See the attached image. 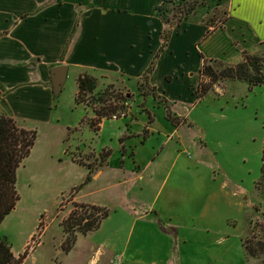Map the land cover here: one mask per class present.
<instances>
[{"label":"rangeland","instance_id":"obj_1","mask_svg":"<svg viewBox=\"0 0 264 264\" xmlns=\"http://www.w3.org/2000/svg\"><path fill=\"white\" fill-rule=\"evenodd\" d=\"M108 1H117L119 4L118 0ZM123 1L121 5L127 6L128 0ZM172 1L176 3L179 0ZM165 7L164 5L157 14L159 20V14ZM212 14L209 21L211 19L213 22L218 21L214 23V27L222 21L224 14L222 10H214ZM222 44L223 48L227 47L224 45L227 44L225 36H222ZM255 56L264 60V53ZM223 64L207 62V65L215 70H220L219 65H226ZM117 76V73L109 75L108 81L104 77L94 78L95 89L92 94L80 98L81 103L78 106L73 102L75 80L73 74L68 72L60 92L53 96L51 115L33 114L31 118L24 119L25 128L35 131V140L28 156L15 171L14 187L18 200L0 222V239L6 240L11 254L15 258L24 254L21 264H117L120 253L110 257L104 252L102 245L107 242L112 247L113 245L119 247L112 241L115 235L113 230L125 226V222L119 221L120 217L117 214L121 208L120 204L125 203L127 196L128 199L129 197L140 199L136 202L138 206L135 205L134 208L136 213L153 208L164 217H172L175 226L195 228L197 224L194 217L203 209L200 198L204 199V195L209 192L210 199L204 209L211 205L223 214L221 220L218 219L219 213L216 210L217 215L211 218L213 221L210 222L212 232L210 234L213 240L208 238L210 242H205L201 248L197 243L185 245L187 250L192 249L189 252L191 258L196 259L195 254L204 252L206 245L208 247L205 252L207 256H211L212 264H258V259H251L245 255L242 243L251 236L264 238V200L256 187L260 178V151L264 132L262 128L264 87L255 86L248 90L242 82L222 80L214 84L202 98L197 99L195 98V87L199 81L197 73L196 83L191 87L195 102L185 117L190 130L183 128L179 131L183 148L177 149V153L174 152L179 154L185 150L187 153H182L175 161L173 159L175 155L172 154L175 143L174 139H171L164 144L162 148L164 151L157 157L161 167L158 163L159 167L152 163L140 173L141 178L136 175L134 184L113 187L114 178L89 182L101 167L106 149H103L98 157L89 150L82 153L76 149H68L69 155L82 166L89 167L85 178L83 169L70 163L63 156L64 147L61 139L66 125L76 129L80 126L77 131L69 132L74 139H69L68 144L77 146L79 150L90 148L95 152L106 146L112 151V155L119 149L118 138L126 134L123 120L128 119V123H133L129 107L135 113L138 122L139 115L143 122L147 117V125L151 123L153 117L159 123L162 117L167 121L166 113L174 121L172 126L186 125V121L174 116L166 103H162V99L143 81L139 80L135 89V80L125 79L126 89L123 85L113 82ZM108 104L114 111L98 120V123L106 121L103 123L102 132L95 136L86 128L88 120L95 118L91 108L98 111L100 107ZM137 110L140 111L139 115ZM111 115L116 117L117 122L108 121ZM16 123L21 126L19 122ZM132 129L140 132L141 127L134 123ZM131 141L133 140L130 139L128 144H131ZM135 148L142 160L141 155L147 151L137 146ZM150 151L149 149L148 152ZM198 151L207 155L212 160V165L206 159L201 160ZM59 159L62 161L58 162ZM113 162L114 159L109 160V167ZM129 164L127 162L128 166ZM188 167L189 170L186 169ZM166 173H170L169 177L167 181L165 180L161 192H158ZM127 176L131 175L127 173ZM84 179L87 180L83 184ZM220 182L224 191L234 197H229V201L234 200L240 208L230 205L227 211L221 210L220 203L217 202ZM138 184L145 186L142 194L136 188ZM77 190L83 201L104 207L108 211V217L97 231L85 235L74 234L70 250L63 252L62 246L66 243L60 222L72 210V204L77 203L73 199ZM209 201H212V204ZM183 211L187 213L193 211L195 214L186 217ZM225 216L227 221H224ZM195 230L199 231L197 228ZM216 240L226 245L219 247L215 245ZM69 241L70 239L67 240V244H70ZM141 244L143 251L160 244L162 246L159 247V252H163L170 245L172 251L168 264H177L179 245L173 238L165 241L149 235L142 238Z\"/></svg>","mask_w":264,"mask_h":264},{"label":"crops","instance_id":"obj_2","mask_svg":"<svg viewBox=\"0 0 264 264\" xmlns=\"http://www.w3.org/2000/svg\"><path fill=\"white\" fill-rule=\"evenodd\" d=\"M197 1L199 4L192 13L169 30L166 47L154 61L151 73L142 80L162 99V103H166L174 116L185 121L188 109L195 102L191 87L196 83L197 72L203 62L214 61L232 66L241 62L242 53H264V0ZM123 2L118 0L117 4V1L108 0H0V114L19 122L26 130L32 129L25 128V118L29 119L33 114L51 115L53 94L49 71L57 66L66 67L65 77L71 72L74 80L83 73L92 78L104 77L106 80L109 75L117 73L118 76L113 82L126 88L124 80L132 78L135 80L136 89L139 78L160 45L159 33L163 25L155 10L162 0H128L127 6L121 5ZM214 10H222L224 17L213 27L214 23L218 22H213L212 19L209 21V16L212 18ZM222 36L227 40L225 48L222 46ZM128 110L133 123H128V119L123 120L126 134L118 138L119 149L114 155L106 146L98 152L90 148L79 150L77 146L73 147L68 144L69 139H74L69 132L77 131L80 126H77V129L67 125L64 127L65 132L61 139L63 156L83 169L84 178L90 170L89 167L78 164L80 162L69 155L68 149H76L82 153L89 150L95 153L96 157L106 149L101 167L89 182L114 178L113 187L134 184L136 175L141 178L140 173L148 165L158 163L161 167L157 157L164 151V144L171 139H174L175 143L172 144L175 161L182 153H187L182 150L179 154H174L177 149L183 148L179 131L183 128L190 130L187 121L185 126L174 127L163 117L160 123L153 117L147 125V117L143 122L140 111H136L139 115L138 122L131 107ZM105 121L98 123L95 131L88 125L86 128L96 136L102 132ZM134 123L141 127L140 132L132 129ZM130 139L133 141L128 144ZM135 146L147 151L141 155L142 160ZM198 157L201 160L206 159L212 165V160L202 152L198 151ZM112 159L114 162L109 167V160ZM127 162L130 163L129 166ZM127 173L131 176H127ZM170 173L163 177L158 192H161ZM136 188L140 194L145 190V186L141 184ZM78 190L73 197L78 204L83 202L104 208L83 201ZM224 190L220 182L217 202L220 203L221 210L227 211L230 205L240 208L234 200L229 201V197L233 196H229ZM127 197L125 203L120 204L121 208L117 214L119 221L123 220L125 226L113 230L115 235L112 241L119 247H112L107 242L101 244L104 252L110 257L120 253L117 264H168L172 251L170 245L163 252L158 251L162 246L160 244L143 251L141 240L149 235L165 241L174 239L179 245L177 264H212L211 256H207L205 252L208 246L205 245L201 254H195L196 259L191 258L189 252L192 249L187 250L185 247L186 244L197 243L201 248L205 242H210L208 238L213 240L210 234V222L213 221L211 218L217 215V210L218 219L221 220L223 213L211 205L204 209L210 199L209 192L204 195V199L200 198L204 210L198 212L196 217L193 216L197 224L195 228L175 226L172 217H164L153 208L136 213L134 208L138 206L136 202L140 199ZM209 202L212 204V201ZM194 214L193 211L184 212L186 217ZM106 218L101 221L98 229ZM224 221H227V216ZM196 228L198 232H195ZM214 242L219 247L226 245L218 240ZM214 254L216 255L215 252Z\"/></svg>","mask_w":264,"mask_h":264},{"label":"trees","instance_id":"obj_3","mask_svg":"<svg viewBox=\"0 0 264 264\" xmlns=\"http://www.w3.org/2000/svg\"><path fill=\"white\" fill-rule=\"evenodd\" d=\"M198 4L197 0H179L176 3L172 0H162L160 5L157 6L155 10L157 17L162 7L166 6L163 12L159 14L163 25L159 33L160 45L139 80H145L151 73L154 61L166 47L169 30L177 26L186 16L192 13ZM263 62L264 60L261 57L245 53H242L241 62L232 66L219 65L220 70H215L213 67L208 66L207 62H203L197 72L199 81L195 87V98H202L214 84L222 80L242 82L247 86L248 90L255 86L264 87ZM208 63H214V61ZM94 89V78L89 75L77 76L75 79L74 104L80 105L79 99L86 94H92ZM91 111L95 118L88 120L87 125L95 131L94 128L98 120L112 113L114 108H111V105L108 104L100 107L98 111L91 108ZM166 120L171 125H174V121L168 117V113H166ZM262 128L264 131V121ZM34 140V130H26L11 118L0 114V222L14 208L18 200L14 187L15 171L22 160L28 156ZM259 175L260 178L256 183V187L259 189L264 200V132L260 151ZM86 180L84 179L83 184ZM254 210L257 211L256 208ZM107 215L108 211L104 208L73 203L72 210L60 222L62 233L65 235L64 243H66L62 246V251L68 252L70 250L74 234L85 235L96 231L100 222ZM68 239H70V244H67ZM242 244L244 253L248 258L258 259V264H264V238L251 236L249 239H245ZM23 259L24 254L15 258L11 254L6 240L0 239V264H21Z\"/></svg>","mask_w":264,"mask_h":264},{"label":"water","instance_id":"obj_4","mask_svg":"<svg viewBox=\"0 0 264 264\" xmlns=\"http://www.w3.org/2000/svg\"><path fill=\"white\" fill-rule=\"evenodd\" d=\"M66 67L57 66L49 71L50 85L53 96L60 92L61 86L65 80Z\"/></svg>","mask_w":264,"mask_h":264},{"label":"built area","instance_id":"obj_5","mask_svg":"<svg viewBox=\"0 0 264 264\" xmlns=\"http://www.w3.org/2000/svg\"><path fill=\"white\" fill-rule=\"evenodd\" d=\"M121 117H123V116H121ZM109 120H111V121H116L117 119H116V117H115L114 115H111V116L109 117Z\"/></svg>","mask_w":264,"mask_h":264}]
</instances>
